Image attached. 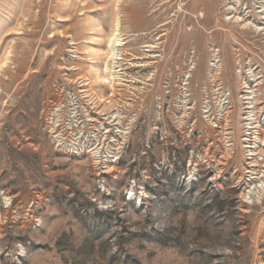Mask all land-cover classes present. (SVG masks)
<instances>
[{"label": "rangeland", "instance_id": "rangeland-1", "mask_svg": "<svg viewBox=\"0 0 264 264\" xmlns=\"http://www.w3.org/2000/svg\"><path fill=\"white\" fill-rule=\"evenodd\" d=\"M234 1L0 0V264H264V196H246L264 192V163L246 162L243 91L259 87L254 130L264 144V34L235 20L253 22L244 12L255 0L232 18ZM118 19L125 51L155 46L157 73L137 116L129 93L93 85L94 68L113 69L103 51ZM191 58L182 95L195 108L183 114L179 74ZM166 82L174 98L159 110ZM217 85L232 92L229 112ZM83 86L92 101L112 99L108 111L122 120L114 148H102L112 158L76 154L51 131L56 104ZM207 102L213 117L226 114L221 127L205 120ZM84 110L85 128L103 135ZM60 119L67 129L68 109Z\"/></svg>", "mask_w": 264, "mask_h": 264}, {"label": "built area", "instance_id": "built-area-1", "mask_svg": "<svg viewBox=\"0 0 264 264\" xmlns=\"http://www.w3.org/2000/svg\"><path fill=\"white\" fill-rule=\"evenodd\" d=\"M245 0H239L237 3L234 1V5H230L232 7L231 10V15L230 17L235 14L236 8L240 9V5L243 3ZM264 3V0H255L254 4H259V3ZM233 4V0H232ZM248 4V3H247ZM252 6H248L246 9L248 10L247 12H244L242 9L240 12L243 14L248 13L249 11L252 10ZM235 6V7H234ZM239 6V7H238ZM254 11H258V8L253 9ZM244 15V14H243ZM121 42H119V45L115 47L114 50V56L111 59L112 65H113V74L111 76H114V79L112 80V83L114 84L113 90H115L116 94L114 96L110 95V97H115L121 96L123 93H129L130 99L129 103L132 110L131 112L134 114V116H137L139 113L138 111L145 110L144 104L142 105L143 101V93L152 86V81L154 77L156 76L155 74L157 73L156 67H154L152 64L154 63V60L152 58L156 56L154 53L155 46L153 47L151 45H145L141 47V53L135 52L133 49H128L130 52L125 51L127 49V42H125V37L124 36H119ZM114 49V48H113ZM213 57L211 58L212 60V65L216 67V64L219 63V61H216L214 54L212 55ZM195 61L193 58L189 61V63H185L184 67L180 70L179 74V79H180V91L177 92L178 96L180 97V102H182L180 105V108H184V113L185 114L187 111L190 113V109L195 108V104H191L190 101V96L187 93H184L182 95V91L187 90V87H189L190 82H191V77L193 76V71L195 68ZM188 65V66H187ZM249 71V70H248ZM255 72V70H252ZM249 74V73H248ZM139 83L142 84V86L139 85ZM146 85V87H145ZM182 88V89H181ZM216 91L219 92L220 95V104L221 107L224 111H230L232 109V92L230 89L226 87H222L221 85L216 86ZM112 94V93H111ZM164 95L158 98L157 106L159 110H164L165 106L167 107L168 105L171 104V100L174 98V95H172V90H170L167 82L164 84ZM80 98L74 97L73 101H70L69 103L65 104H60L55 107V118L54 121L52 122V127L51 131L54 134V136L58 139V145L61 147H69L70 151L80 154L82 150H88L91 157H94L95 154L99 158V160H102V158H112L111 154H108L105 152L102 148L103 147H112L114 148V144L116 143V138L113 139L112 137V132H116L115 129L122 128V120L119 119V115L115 113L112 115L111 113L106 119H101L100 122H96L93 119L90 118V115H97L94 109H92V104L93 102L97 101H92V98H90L88 93H84L80 91ZM247 95H244V97ZM177 100V99H176ZM111 102V100L108 101V103ZM246 102V101H245ZM85 103V104H84ZM185 105V106H184ZM252 105V104H251ZM87 106V107H86ZM249 105L246 104V107ZM245 107V116L244 119H246V125H247V133H246V140L248 141L245 144V150L247 152L246 154V162L249 165V168H253L254 165L256 167L260 166L262 163H264V154H258L254 159L251 158L249 155L250 149L254 148H259L263 143L257 138L255 134L251 133V130H249L251 125L257 124V112L256 109H247ZM122 106L118 105V108L116 109L121 113L122 110H120ZM68 109V113L71 116V119L68 122L67 129L63 128V122L60 119L61 114L64 112V110ZM83 109L86 111L87 115V121H93V123H90V127L94 128L97 125H100L103 129H105V133L103 135H100L99 132H95L96 134H91L92 132L89 131V129L85 128V123H84V114H83ZM87 109V110H86ZM205 110V120L209 121L214 128H219L221 127L220 121L221 119L226 115L223 114L219 118H215L214 116V109L213 106L210 104V102H207L204 106ZM253 111L252 113H247ZM110 112V111H108ZM226 113V112H225ZM182 115H176V130H182L185 120ZM62 122V123H61ZM106 122L105 124H103ZM112 123V124H110ZM259 125V124H258ZM260 126V125H259ZM112 128V130H110ZM231 144L226 145V149L228 151H233V147ZM95 146V147H94ZM91 147V148H90ZM230 149H229V148ZM89 148V149H88ZM95 153V154H94ZM107 153V154H106ZM113 154L114 158L119 159V153L118 152H110ZM261 157V158H260ZM258 158V159H257ZM191 159L189 161V165L193 167V174L198 171V165L194 162L192 163ZM262 160V161H260ZM114 161V160H112ZM107 163V162H106ZM116 164V162H113V166ZM196 167V169H195ZM248 168V169H249ZM252 174V178L255 179V177L260 176L261 172H258V169L256 168V172H249ZM248 174V173H247Z\"/></svg>", "mask_w": 264, "mask_h": 264}, {"label": "bare ground", "instance_id": "bare-ground-1", "mask_svg": "<svg viewBox=\"0 0 264 264\" xmlns=\"http://www.w3.org/2000/svg\"><path fill=\"white\" fill-rule=\"evenodd\" d=\"M257 9L258 8V11H254L253 9ZM234 10H236V9H234ZM252 10L255 12V14H253V12H252V15L253 16H255L256 18H254V21L253 22H259V23H262V26H259V25H257V24H255V23H253V22H246V19H240V18H236L235 20L236 21H240V22H243V26L244 27H249V28H253V30L255 31V32H259V33H263L264 34V3L262 2V3H259V4H254L253 5V7H252ZM251 10V11H252ZM251 11H249V12H251ZM238 13H240L239 12V10L237 11L236 10V13L235 14H233L231 17L232 18H235L236 17V14H238ZM246 17V16H245ZM117 18H119V17H117ZM120 27H121V23H120V20L118 19L117 20V22H116V24H115V26L113 27V29H112V32L107 36V47H106V49L103 51V54H105L106 56H108L109 57V59H112L113 58V56H114V50H115V47L117 46V45H119V42H121V40L122 39H120V35H119V33H117L118 31H119V29H120ZM152 47H153V45H151ZM114 48V49H113ZM111 56H112V58H111ZM216 61H219L220 62V60L218 59V57H216V59H215ZM92 63H98L97 61H93ZM217 67V66H216ZM93 71H94V78H95V80H93L94 82H93V85L94 86H96V85H99V84H109V86L111 87V88H114V84L112 83V80L111 79H114L113 77L114 76H111L112 74L111 73H113L114 71L110 68V65H109V62L107 61V62H105L104 63V67L101 69V68H94L93 69ZM250 73V75L252 76V78L254 77V78H256V75H254L255 73H254V71H250L249 72ZM111 74V75H110ZM109 76H111V77H109ZM258 79V78H257ZM85 79H83V81L82 82H87L88 83V80H87V78H86V80L84 81ZM254 80V79H253ZM254 81H256L257 82V80L255 79ZM83 85H85V84H83ZM85 86H83V88L81 89V91L82 92H84V93H88V89H86V88H84ZM256 87L257 88H255V86L254 87H252L251 85H249V84H246V86H245V90H243V91H245V95H247L246 96V98H244V99H247L246 100V104H248L249 106L248 107H246L247 109H252L253 110V108H256V103L257 102H255V99L259 96L258 95V92H259V90H258V85H256ZM115 92V90L112 92V96H114V93ZM105 100V99H104ZM104 100H102L103 102H101V101H97V102H93V103H91L92 104V109H94L95 110V112L97 113V115H90V118L91 119H93L94 121H96V122H100V120L101 119H106L108 116H109V114H110V112H108V108L110 107L109 106V103H106V102H104ZM112 100V99H111ZM258 100V99H257ZM252 104V105H251ZM253 111H250V112H248V113H252ZM253 114V113H252ZM106 122H104L103 124H105ZM110 124H112V123H110ZM257 126V124L255 123V124H253V125H251V127H249L250 129L249 130H251V132H253L252 134H255L256 136H257V138L261 141V138H260V129H261V127L258 125V130H254V126ZM110 130H112V128L110 129ZM263 134V133H262ZM262 137V136H261ZM262 142V141H261ZM263 143V142H262ZM260 149H262V150H264V144L262 145V147L260 148ZM260 149L259 150H251L250 149V153H249V155L251 156V158L252 159H254L258 154H264V153H262L263 151H260ZM95 154V153H94ZM94 157H97L96 156V154H95V156ZM113 167V166H112ZM114 168V167H113ZM112 168V169H113ZM264 172V171H263ZM263 175H264V173H263ZM259 177V176H258ZM257 177V178H258ZM261 177V176H260ZM262 178V177H261ZM261 183V182H260ZM262 184V183H261ZM258 188V187H257ZM261 188V187H260ZM255 190V187L253 188V189H251V190H249L248 192H247V194H246V196L247 195H256L258 198H260V196H264V192H260V190L258 189L257 190V192L256 191H254ZM264 190V189H263ZM261 191H262V189H261ZM253 198V197H252ZM255 198V197H254ZM263 198V197H262Z\"/></svg>", "mask_w": 264, "mask_h": 264}]
</instances>
